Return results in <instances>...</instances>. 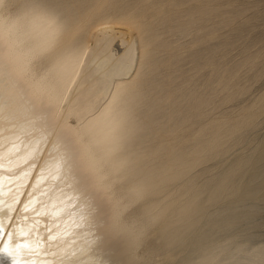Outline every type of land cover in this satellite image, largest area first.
<instances>
[{
  "label": "rangeland",
  "instance_id": "374dc122",
  "mask_svg": "<svg viewBox=\"0 0 264 264\" xmlns=\"http://www.w3.org/2000/svg\"><path fill=\"white\" fill-rule=\"evenodd\" d=\"M26 1L28 0H4L1 16L18 17L27 8V5L23 4ZM30 1H35L34 5L42 4L43 10H52L57 21L69 23L66 25V28L69 26L68 29L72 30L78 24L82 25L78 31L73 30L72 35L68 37L67 34H60L59 44H55L54 50L71 47L73 51L85 56L84 61L89 59L95 43L91 35L95 30L111 23H136L135 27L150 39L149 61L146 60L148 63L142 65L143 71H140L139 82L131 90L136 95L130 106V109L134 110L132 120L134 132L133 129L129 131L119 154L123 156L124 152L136 153L135 155L132 153L133 159L135 158L132 162L133 169L127 173L121 170L108 174L104 180L107 184L106 191L114 197H124L129 189L146 183L149 181L148 178L151 180L162 175L159 177L161 179L163 175L170 173L173 176L165 181L166 190L163 187L164 190L160 192L162 196L160 195L159 200L163 205L159 204L161 206L159 207L162 210L166 209L163 208L164 203L170 202L171 198V202H178L180 205L186 201L185 198L191 202L189 199H193L191 196H194V191L196 195L198 193L196 203L202 204L200 211L193 212L192 205L185 209L187 213L189 212L190 218L195 213L191 218L193 227L191 226L186 234L179 236L177 241H173V244L166 243L157 233L156 230L161 223L146 224L142 240L132 249L137 264H216L219 259L220 262L224 259L227 264H237L238 261L241 264H258L260 260L258 254L264 251V0H29L26 3ZM19 3L26 7L23 8ZM112 48L116 53H120V48L115 42ZM138 50L139 46L137 53L140 55H136L134 64L137 67L142 62L141 52ZM46 64L47 62L43 60L36 59L34 62V66L41 69ZM135 66L132 75L138 70ZM62 107H67L65 101ZM1 108L0 116H4L5 110ZM19 118L21 117L11 120V123L14 121L13 123L17 124L16 127L13 125V128H18L19 132H15L13 143L10 141L8 144L15 148L14 154L22 151L21 155L25 156L31 152L29 159L25 158L23 163L21 162V167L28 162L31 165L28 163L30 166L27 164V167H22L25 169L22 174L26 178H23L20 185L22 184V190L26 189L21 190L19 202H26L27 194L37 193L32 194L35 198L32 203L30 202L35 212L45 210L47 207L52 213L58 210L59 214H63L64 211V216L61 214L59 216L66 221L72 217L70 214L72 211L73 216L76 214V217L74 216L77 221L76 227L82 229L80 225L83 223L87 225L88 222L84 221L88 217L85 215L86 219H83V214L76 213L82 209L81 203L77 202L80 200L78 196L74 193L68 194L69 199L65 202L66 206L67 204L71 206V209L66 208L71 210L70 213L64 208L65 202L58 200V204L55 203L57 198L54 195L60 192L63 194L67 184L71 185L67 170L62 164L56 165L50 161L56 160L59 150L51 145L53 142L41 135L32 137L33 133L28 129L29 126H25L28 118L23 117L24 121ZM17 119L26 123H18ZM67 122L70 125H78L76 117L72 115L67 118ZM13 131L16 129L10 132ZM30 132L32 134H29ZM30 137L32 141L29 140ZM16 138L20 139L19 142ZM44 139L48 141L43 144L47 148L41 145ZM26 141L28 144H25ZM37 142H40V147ZM48 145L51 150H48ZM23 147L27 150L26 154ZM37 157L38 159L34 161ZM36 164L41 165L38 167ZM49 168L56 172L48 171ZM36 170L38 174H42L44 182H40L41 186L37 183L39 187L32 186L34 175H37ZM51 173H54V177ZM216 186L223 188L213 200L212 193ZM27 188L33 190L26 193ZM190 190L193 193L191 196L189 195L191 193H188ZM72 192L71 189L70 193ZM151 196L154 199L157 197L150 194L146 199L134 198L121 214V220L146 223L140 208L144 200L146 202L154 200ZM22 197H26L24 202ZM59 206L63 207L62 212ZM77 206L81 208L75 212ZM181 209L184 210L183 207L179 210ZM176 212L179 211L175 210L174 213ZM65 214L69 217L64 218ZM75 218L69 219L71 222L67 223V228L65 226L63 228V231H66L64 234L75 242V247L71 246L72 248L67 250L68 254H74V257L80 250H88L87 246L89 247L93 240L91 236L92 238L94 236L92 230H88L89 228L84 225L85 230H77L80 234H76L77 228L71 226ZM41 221L33 219L32 222L45 225L44 221ZM3 233L6 231L0 232V264L9 262L14 264L18 258L12 257L15 254L10 250L11 244H8V240L13 237L15 231L8 233V242L3 239L5 243L2 242ZM42 243L41 246L44 247ZM109 262L103 261L102 264ZM116 263L122 264L121 262L114 264Z\"/></svg>",
  "mask_w": 264,
  "mask_h": 264
},
{
  "label": "bare ground",
  "instance_id": "6f19581e",
  "mask_svg": "<svg viewBox=\"0 0 264 264\" xmlns=\"http://www.w3.org/2000/svg\"><path fill=\"white\" fill-rule=\"evenodd\" d=\"M3 1L4 0H0V11L3 6ZM26 2H29V0ZM26 2L23 4H26L27 8L18 17L4 18L0 14V107H2L1 110H5L3 112L6 113L5 115L3 113L4 116H0V232L6 231L5 234L3 233L4 237L2 234V242L4 239L6 242L9 241L8 244H11L10 250H13L15 254L12 255V253L11 255L12 257L16 256L18 258L14 264H16L18 260V264H23V262L24 264L26 262H28V264H41L42 262L43 264H102L103 261L112 262L113 260L115 262H121L122 264H137L138 262L132 254V249L142 240L141 237L146 231V224L161 223L159 229L156 230L158 231L157 233L163 237L166 243L173 244L177 241L179 236H182L184 233L186 234L193 227L191 218L195 216V213L194 215L191 214L192 216L190 218L189 212L187 213L185 209H188L192 205L191 207L193 209H191L193 212L197 210L200 211L199 209L202 204L196 203L198 193L196 195L193 190L194 196H191L193 193H191L190 190L188 193H191L189 195L193 199L190 200L189 197L188 199L191 202H188L187 198H185L187 202L184 200V202H186L184 203L181 198L183 204L180 205L178 202H171V198L170 202L167 201V204L164 203L163 208L165 207L166 209L162 210L160 205H163V202L161 199L162 203L160 204L159 197L160 195L162 196L160 192L164 189L166 190L164 186L166 183L165 181L171 179L173 176L170 173L163 175L161 179L159 178L162 176L160 174L158 178L151 180L148 178L149 181H146V183L139 184V186L129 189L125 195L126 199H124L125 196L114 197L106 191L107 184L104 180L108 177V174L120 172L121 170L127 173L129 170L133 169L132 162L135 159H133V154L135 155L136 153L124 152L123 156L119 154L125 139L129 135V131L133 129L134 132V126H132L134 110L130 109V106L136 95L133 94L131 90L137 86L142 65L147 62L146 60H148V55L151 52L150 39L148 36H144L143 33L135 27L136 23H111L106 27L95 30L92 34L93 36L91 35V37H94L95 43L93 42L94 45L90 51V57L88 60H85V62V56L73 51L71 47L72 50L70 48H55L54 50L55 44H59L58 38L60 34H67L68 37L73 30L78 31L82 25L78 24V26H75L76 29L73 27L72 30L71 28H69V30V26L66 28V25L69 23L66 22V24L64 21H57L56 16L51 12L52 10H43V6L41 7L42 4L36 3L34 5L35 1H33L34 3L32 1H30V3ZM21 4L22 3H19V5ZM23 4V8L24 6L26 7V5ZM21 10L23 9L21 8ZM114 42L120 48V53H116L113 50L112 44ZM138 46L140 47L138 51L141 52L142 58V60L138 58L140 62L142 61L140 66H138L139 68L134 65L136 55L139 54L137 53ZM79 49H81V47ZM36 59L37 61L43 60L47 62V64L43 66L42 69L39 66L35 67L34 62ZM134 66L137 67L138 70L132 75L131 72ZM129 67L130 69L128 70ZM64 101L67 105L66 108L62 107ZM21 115L29 119H26L28 123L23 122L24 120ZM68 115L76 117L78 122L77 126L70 125L67 122ZM16 117H21L19 120H23L19 121L17 119L18 123L23 122L24 124L26 123L25 126H29L28 129L33 133L30 132L29 134H32V137L33 135H41L43 138H46V140L53 142L50 144L52 146L54 145V147L56 146L59 150V153L57 152L56 162L53 160L50 161L51 163H56V165L62 164L63 168L67 170L68 181L71 185L68 186L66 183V191L63 194L60 192V194L57 193L54 195L55 198H57L55 203H57L58 200L64 203L66 199H69L67 198L68 194L73 193L81 200L77 202L81 203L80 206L83 209H81V211L86 214L79 211L81 208L78 207L79 203H77L78 208L75 207V212L78 210L79 212L76 213L83 214V219H86L84 217L85 215L88 217L86 221H84L88 222L87 225H84V223L83 225L89 228L88 230H92L94 234H91L94 236L92 238L90 235L93 240H91L92 243L89 244V247L87 246L88 250H80L76 253V257L73 256L74 254H68L67 250L71 246L75 247V242H72V239L64 234L66 231H63L64 226L67 228V223H70V220H74L76 217L75 213V217L73 216L71 210H66V208L71 209L70 204L69 206L67 204V207L66 202L64 203L66 206L64 207L65 210L68 211L67 213L71 211L70 214L72 215V217L69 218L70 220L67 218L68 222L67 220L65 221V219L63 220L62 216H59L61 213L59 214L58 210L53 213L49 212V207H45L46 209L40 212H35L30 202L34 200L35 197L33 195L37 193L33 194L31 192L33 195L27 194V199L26 197H22L23 202L25 201L24 199H26L24 203L18 200L19 194L22 193V184L20 185V182L25 177L22 174L25 169L22 168L24 165L21 167V162L23 163V160L28 158L31 152L27 153L28 148L25 145L27 148L26 150V148L23 147L26 150L24 153H27L25 156L21 155L22 151L19 154H14L15 148L13 149V146L8 144L10 141L11 144L13 143L12 140H14L13 136H15V132H19L18 128H13V125L16 127L17 124H14V121L11 123V120ZM12 129H16V131H13L14 135L13 132H10ZM6 131L7 133H5ZM27 134L26 132V135ZM30 139L31 137L29 140ZM18 140L17 142H19ZM46 140H42L43 143L41 142V145L45 142L48 143ZM27 141L25 144H28ZM37 143H39L40 147V142ZM20 146V149H22V145ZM43 146L45 147V145ZM49 147L48 145V150H51ZM46 153H48V151H46ZM33 155H35V152ZM52 155L54 156V154ZM35 159H38V157L34 158V161ZM44 160L46 159L44 158L43 161ZM171 160L173 161L172 157ZM43 161L40 162L44 164L45 161ZM29 164L31 165V163ZM29 164L27 166H30ZM37 165L38 164H36V166ZM38 170H36V173ZM160 170L164 171L163 169ZM48 171L54 172V170L50 168ZM58 173L59 172H57V174ZM47 178L49 179L50 177ZM29 179L27 180L28 182ZM48 179L47 181H50ZM32 182V186L37 185V183L41 186L40 182H43L42 174L37 173V175H34V180ZM170 182L168 183V187ZM27 185L28 184H26V186ZM70 187L73 191L72 193H70ZM163 187L165 188L163 189ZM221 188L223 187L218 188V186H216V189H214L212 193L213 200L216 199L218 191L221 190ZM29 190L30 188L26 193H28ZM35 191L37 192V190ZM38 194L40 195V193ZM150 194L157 196L155 197L156 199L151 196L154 202H148V200L147 203L144 200L140 208L142 215L147 221L146 223H138L135 220H121V214L134 198L144 197V199H146ZM178 199L180 200V197ZM42 203L43 202H41V204ZM41 204L39 205L41 206ZM57 204L56 207H58ZM59 204L61 205L60 202ZM62 206H59V209ZM177 207H183L184 210H179L180 208L178 209ZM52 208L53 207H51V209ZM62 208L60 210L61 212ZM36 209V211H38L37 206ZM174 209L179 212L174 213ZM62 213L61 215L64 216V211ZM77 215L79 216V214ZM66 217L69 216L65 214L64 218ZM32 218L35 219V221H44L43 224L45 223V225L32 222ZM75 222V225H70L77 228L76 218ZM81 225L80 227L85 230L86 227ZM82 229L80 230L82 231ZM12 230L15 231V233L12 235L13 237L7 241L8 233H11ZM75 230L76 234H80L77 231L79 230L78 228ZM49 240L51 243H49ZM41 241L44 242L45 245ZM78 241H80L79 238ZM41 243L44 247L41 246ZM4 250H6V248ZM43 251H45V253H43ZM40 252H42V254ZM258 256L260 257L258 264H264V251L262 250L259 252ZM219 260L216 264H227L224 259L221 262ZM111 262H109V264ZM113 262L111 264L115 263ZM237 264L241 263L238 261Z\"/></svg>",
  "mask_w": 264,
  "mask_h": 264
}]
</instances>
